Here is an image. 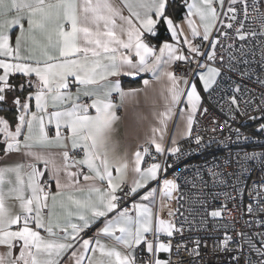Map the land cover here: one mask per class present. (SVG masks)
<instances>
[{"label": "snow or ice", "instance_id": "snow-or-ice-1", "mask_svg": "<svg viewBox=\"0 0 264 264\" xmlns=\"http://www.w3.org/2000/svg\"><path fill=\"white\" fill-rule=\"evenodd\" d=\"M238 2H243L247 19V0H184L189 38L173 18L176 0H0V109H15L14 127L0 116V246L7 249L0 253V264H176L171 253L177 237L182 243L175 245L176 251L183 249L196 261L201 240L189 241L194 246L188 248L185 225L203 228L209 217L222 219L226 202L235 201L245 189L249 219L235 235L225 225L210 254L234 252L232 264H264V231L259 230L264 229V152L226 158L224 165L238 166L232 172L214 163L207 168L210 180L202 170L185 178L183 185L180 176L167 175L174 167L168 158L183 155L180 140L206 146L198 131L193 134L197 116L209 112L198 88L211 99L226 71L236 70L233 53L238 50L224 41L256 40L264 69V31L259 38L245 32L243 20L234 28ZM253 3L259 11L258 0ZM15 28L19 31L13 40ZM233 29L235 37L229 34ZM161 30L170 36L161 39ZM244 47L241 43L239 51ZM174 65L183 68L181 74L170 70ZM144 73L157 82L166 79L167 95L162 90L163 111L151 101L159 126L151 128L147 146L133 154L130 165L115 135L121 120L117 112L138 105V94L151 82L143 79V88L125 89L121 77ZM14 74L22 82L14 83ZM255 82L260 91L236 85L232 95L217 101L225 119L213 116L212 124L221 133L228 131L229 142L233 135L236 142L253 139L233 127L237 114L258 121L256 131L264 133V79L257 76ZM25 91L27 96L17 95ZM148 101L145 95L146 105ZM177 110L185 125L168 146L165 130ZM210 130L217 132L216 127ZM12 157L15 162L5 163ZM248 161H256L261 172L250 186ZM229 187L231 192L224 191ZM157 192L165 206L176 202L167 219L154 211ZM8 198L17 202L18 211L7 206ZM221 198L225 203L208 211ZM161 253L169 254L168 259Z\"/></svg>", "mask_w": 264, "mask_h": 264}, {"label": "built area", "instance_id": "built-area-1", "mask_svg": "<svg viewBox=\"0 0 264 264\" xmlns=\"http://www.w3.org/2000/svg\"><path fill=\"white\" fill-rule=\"evenodd\" d=\"M248 4V17L245 19L243 12V2H238L235 6L237 8V24H234V28L238 26L240 20L244 21L243 30L245 32H255L259 38V34L264 31V0H258L259 11H254L253 0H247ZM230 36L235 37V32L229 30ZM223 39V38H221ZM197 43L200 42L199 38L196 40ZM225 44H234V47L238 50L233 54L237 57L235 64V71H226L225 75L220 78V86L216 89L211 99L207 93L203 95V106L209 109L207 115L197 116L196 121L197 125L194 126L193 134L195 135L198 131L199 134L203 137L206 146L197 148L193 140L187 138L179 142V146L183 151V155L180 158L169 157L168 163L173 164L174 167L169 169L168 177L171 178L173 175L180 176V183L183 185L185 178L190 177L196 170H202L204 178L210 180V177L207 176V168L212 166L214 163H221V167L224 168L227 172H232L237 169V164L233 163L231 166L224 165L222 162L229 157L235 158L236 154L239 153L240 156L244 152L258 151L264 152V133H259L256 131L258 127V121L249 120L244 116L237 114L236 122L233 124L234 128H240L242 133L253 137L249 141H239L236 142L235 136H232L231 142L226 140V137L229 136L227 130H224L222 133L219 131L218 125L212 124V118L215 116L220 121L225 119L224 114L220 110V105L217 103L221 95H224L225 99L232 95L231 89L240 85L243 89L245 86L248 89H255L256 91L261 90V86L255 82V78L259 76L264 79V69L260 67L262 58L260 54V45L256 40L246 39L241 42L239 39H229L224 41ZM241 43L245 45L243 52H240ZM186 50V47H185ZM246 61V63H245ZM174 71L177 75L181 74L183 68L180 66H173ZM241 73H245L242 77ZM251 77V79H249ZM202 111V109H201ZM254 115H259V113H250ZM212 127L217 128V132L213 133L210 129ZM214 137V140L209 143V138ZM224 141V143H221ZM145 146H147L145 144ZM144 146V147H145ZM154 153L155 150L151 149ZM147 161H151L148 159ZM246 167H249L251 170V175L246 177L247 183L250 186L253 180L259 179L261 172L259 171V165L256 161H248ZM215 190V189H213ZM224 191L231 192V187L224 189ZM163 199L164 206L166 201ZM225 203L223 198L212 201V207L208 208V211L213 210L214 208H220L221 204ZM226 208L223 209L224 216L222 219L217 218L213 220L208 218L207 224L201 228L198 225H193L189 228L188 225L184 227V241L189 242L199 238L201 240V254L200 258L196 261H193L188 252L181 249L179 252L176 251L175 245L181 244L182 241L177 237L173 240V250L171 253V260L176 262V264H232L231 257L235 255L234 252L226 253H217L211 255V248L213 242L217 239V234L220 238L223 237L225 231L224 226L227 225V230L230 234L235 235L236 231L241 229V226L244 224V221L249 219L246 215V205L249 203L248 191L245 189L240 195L237 196L235 201H227ZM175 200L168 206L164 207V218L167 219V212L169 207L175 208ZM235 218V219H233ZM191 219V217H189ZM235 229V231H234ZM264 231V229H259ZM252 232H256L257 229H251ZM205 241L207 242L208 247H204ZM194 245L188 243V248H192ZM169 254H167L166 259H168ZM251 258H255L253 255Z\"/></svg>", "mask_w": 264, "mask_h": 264}, {"label": "crops", "instance_id": "crops-1", "mask_svg": "<svg viewBox=\"0 0 264 264\" xmlns=\"http://www.w3.org/2000/svg\"><path fill=\"white\" fill-rule=\"evenodd\" d=\"M114 3L119 4L120 0H113ZM189 2H191V0H189ZM225 7H227V4L225 5ZM186 13V7L185 4H183V8L181 10V12L178 13L175 12L173 13V18L175 20V22L183 29L184 32V36H189L190 38V33L189 30L187 28L186 23L184 22V15ZM124 14L127 15V11H124ZM119 22V21H118ZM227 23V21H225ZM25 27H27V24L25 22ZM223 30V29H221ZM19 29L15 28L12 30L11 35L14 37L15 35L18 33ZM164 37H161V39L170 36V34L165 33L164 32ZM184 36H181V40L184 39ZM153 43H157L156 40L152 41ZM186 47V46H185ZM170 70H174V68L172 67ZM13 82L16 84H19L20 82H22V80L24 79L20 74H14V76L12 77ZM143 79H148L151 82V86L147 89H145V92L139 93L137 96V100L139 101L138 105H125L123 108H120L117 112V115H119L121 117V120L118 122L117 124V132H116V139L118 141L119 144V151L120 152H127V157H128V161L129 164L131 165L132 159H133V154L137 151V150H141L143 149V147L145 146V140L147 137H150L152 135L151 132V128L153 126H159L158 125V121L152 116V105H151V101L155 100V107L157 111H163V100L161 98V92L162 90H164V94L167 95L166 93V87H167V80H162L160 82H157L153 79L152 74L151 73H144L141 74L139 77L136 78H131V77H127V76H122L121 77V83L122 86L125 89L128 88H143ZM196 79V82L199 84L198 78H194ZM75 89L73 88V91ZM198 90L201 92V95H204L202 86H200L198 88ZM22 96H27V91L23 92L21 94ZM145 95H147V97L149 98L148 104L146 105L145 103ZM118 102V99H117ZM34 100L32 101V110H35L34 107ZM182 105H178L177 109H179V107H181ZM7 108L4 109H0V116H5L10 122L13 123V127H14V121L12 119V116L9 115L7 112H5ZM94 113V110H93ZM140 116L145 117V119H141ZM185 125V121L184 118L179 115V112L177 110V113L174 114V116L172 117V119H170L168 121V125L167 128L165 130V144L168 146L170 145V139L171 136L173 134L179 133V131L184 127ZM0 139H2V134H0ZM183 140V139H182ZM181 141V140H180ZM179 141V142H180ZM139 146V147H138ZM153 150H155L154 148H152ZM15 162V158L12 157L10 159H8L7 161H5V163L11 164ZM58 162H59V158H58ZM151 162V161H142V167H147V163ZM39 167L43 168V164H40ZM75 170V169H73ZM86 171V169H85ZM129 176L131 177V172H129ZM81 183H84L82 177L80 179ZM155 186V185H153ZM52 191H55V185L53 183L52 185ZM143 193L141 192V195ZM6 204L9 208H11L14 212L18 211V205L17 202L14 199L8 198L6 199ZM164 203H163V199L160 196L159 192H157L156 194V206L154 208V211L159 210L160 211V215L162 218H164ZM165 219V218H164ZM99 225H96L94 227H92L90 230H87L86 232V237L87 236H92V234L96 231V227H98ZM15 227V226H14ZM42 234L43 230H41ZM105 242L107 243L108 241L105 240ZM7 249L4 246H0V253L5 252ZM14 253L18 255L19 253V249L16 248L14 249ZM160 255V257L162 259H166L167 257V253H161L158 254ZM65 260H67V257H65Z\"/></svg>", "mask_w": 264, "mask_h": 264}, {"label": "trees", "instance_id": "trees-1", "mask_svg": "<svg viewBox=\"0 0 264 264\" xmlns=\"http://www.w3.org/2000/svg\"><path fill=\"white\" fill-rule=\"evenodd\" d=\"M183 4H184V0H176L175 9H176V12L178 13V15H179V13L181 12V10L183 8ZM163 34H164V31L161 30L160 38L164 37ZM17 95H21V93L17 92ZM5 110H6L5 112H7L9 115L12 116V119H13V117H15V109L14 108H12V109H8L7 108Z\"/></svg>", "mask_w": 264, "mask_h": 264}, {"label": "rangeland", "instance_id": "rangeland-1", "mask_svg": "<svg viewBox=\"0 0 264 264\" xmlns=\"http://www.w3.org/2000/svg\"><path fill=\"white\" fill-rule=\"evenodd\" d=\"M13 120H15V117H13Z\"/></svg>", "mask_w": 264, "mask_h": 264}]
</instances>
